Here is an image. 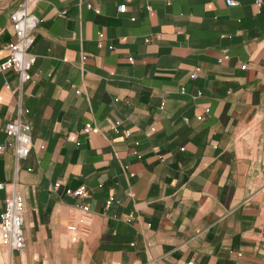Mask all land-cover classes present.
Wrapping results in <instances>:
<instances>
[{"label":"crops","instance_id":"1","mask_svg":"<svg viewBox=\"0 0 264 264\" xmlns=\"http://www.w3.org/2000/svg\"><path fill=\"white\" fill-rule=\"evenodd\" d=\"M235 1H37L20 98L0 70V215L13 183L24 205L10 264H264L255 161L236 140L264 105V0ZM19 2L0 0V62ZM18 103L32 146L16 170Z\"/></svg>","mask_w":264,"mask_h":264},{"label":"built area","instance_id":"2","mask_svg":"<svg viewBox=\"0 0 264 264\" xmlns=\"http://www.w3.org/2000/svg\"><path fill=\"white\" fill-rule=\"evenodd\" d=\"M37 1L39 0H20L17 8L10 15L14 41L6 45V57L0 62L1 71L11 70L17 76L19 82L17 91L19 98L22 86L32 78L30 70L34 62V57L30 53V50L34 43V32L39 25V19L33 14ZM225 3L228 7H236L238 5V2L235 0H225ZM117 10L119 13H124L126 5H119ZM198 72L199 70L196 69L190 78L195 79ZM5 85L7 86V84ZM181 93H184V89H181ZM206 112H208V110H206ZM21 113L20 103H18L15 119L8 122L4 128L6 136L12 140L16 170L17 162L28 157L32 146L31 137L27 133L28 126L23 124L20 120ZM200 119L201 117H198V120ZM126 135H128V133ZM3 150L4 147L0 146V153ZM5 186V184L1 183L0 189H5ZM56 187H58V183L54 185V188ZM75 195L86 197L84 187L80 188ZM86 213H88V206L75 209V211L71 213L74 222L68 225L67 229L70 232H76V227L84 222V215ZM23 217V201L16 191L15 183H13L6 195L4 210L0 215V253H4L7 256L8 264H10L9 255L13 252H21L25 247ZM186 264L193 263L187 262Z\"/></svg>","mask_w":264,"mask_h":264},{"label":"rangeland","instance_id":"3","mask_svg":"<svg viewBox=\"0 0 264 264\" xmlns=\"http://www.w3.org/2000/svg\"><path fill=\"white\" fill-rule=\"evenodd\" d=\"M236 137L237 141L247 143L246 145L251 150V155L255 161L252 188L257 191V194L254 204L264 222V105L259 108L253 121L238 131ZM262 251V258L264 259V247Z\"/></svg>","mask_w":264,"mask_h":264}]
</instances>
